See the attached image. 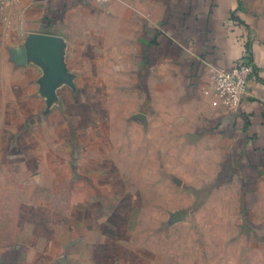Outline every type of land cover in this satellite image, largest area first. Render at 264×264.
Here are the masks:
<instances>
[{"label":"crops","instance_id":"1","mask_svg":"<svg viewBox=\"0 0 264 264\" xmlns=\"http://www.w3.org/2000/svg\"><path fill=\"white\" fill-rule=\"evenodd\" d=\"M0 264H264V0H0Z\"/></svg>","mask_w":264,"mask_h":264},{"label":"built area","instance_id":"2","mask_svg":"<svg viewBox=\"0 0 264 264\" xmlns=\"http://www.w3.org/2000/svg\"><path fill=\"white\" fill-rule=\"evenodd\" d=\"M253 71L254 66L246 56L230 69H209L212 88L227 108L234 110L240 106L248 94V82Z\"/></svg>","mask_w":264,"mask_h":264},{"label":"water","instance_id":"3","mask_svg":"<svg viewBox=\"0 0 264 264\" xmlns=\"http://www.w3.org/2000/svg\"><path fill=\"white\" fill-rule=\"evenodd\" d=\"M51 71V72H50ZM49 76L46 78V81L49 82L51 79H55L57 78L58 76H64V70L61 66L60 63H58L57 65H53L52 66V69L49 70Z\"/></svg>","mask_w":264,"mask_h":264}]
</instances>
